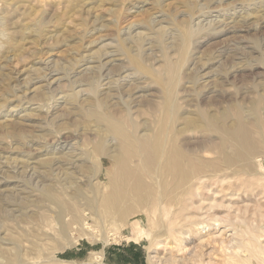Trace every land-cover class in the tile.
Wrapping results in <instances>:
<instances>
[{
    "label": "rangeland",
    "instance_id": "obj_1",
    "mask_svg": "<svg viewBox=\"0 0 264 264\" xmlns=\"http://www.w3.org/2000/svg\"><path fill=\"white\" fill-rule=\"evenodd\" d=\"M128 47L133 48L129 51ZM81 55L83 61L86 58L89 61L81 63L75 72L69 65ZM133 56L152 72L138 71L131 62H134ZM110 87H115L116 92L108 90ZM167 100L171 102V108L165 107ZM94 104L97 114L110 112L126 120L125 129L129 127L130 131L126 132L133 133L134 137L145 130L156 138L163 133L157 142L167 145L170 157L181 149L193 167L200 166L196 170L209 172L211 169V172L214 169V173L224 170L216 174L224 173L231 178L224 184L212 181L210 194L199 190L204 198H209L212 190H219V195L223 196L224 192L227 200L233 199L238 204L234 210H239L241 215L247 210L250 217L258 213L264 216V167L260 166H264V0H0V183L4 179L9 181L8 187L0 184V195L6 187L7 191H12L18 182L24 181L23 178L25 185L31 182L30 187L37 186L33 198L37 207H28L30 210L22 215L18 211L0 212V264H166L173 255L176 256L175 264H264L246 250H239L244 234L231 223H208L204 213V219H200L196 227H192L193 219L187 218L188 224L184 223L186 216L191 217V214L180 212L177 206L179 202L176 201L182 198L181 190L175 191L176 198L175 194L169 196L171 193L164 191L168 186L171 191V186L176 183L172 179L178 175L161 176L157 180L149 177V180L143 174L147 185L154 187L152 191L161 187L164 191L161 208L158 199L153 200L156 206L153 216L147 212L138 214L140 209L136 208L132 216H121L119 212L115 218L110 214L107 216L101 207L98 209L100 215L96 216L86 208L84 200L79 199L81 202L78 200L77 203L76 199L69 200L61 194V201L66 206H73V210L72 207L67 209L70 213L67 211L65 223L66 220L70 222L71 214L78 209L89 221L84 227L66 223V233L60 231V224L55 221L57 208L41 201L40 191H37L41 183L35 170L23 169L21 165L33 167L35 161L48 159L53 156L51 153L61 152L62 148L65 153L71 152L72 146L73 151L81 148L88 153V168L99 167V157L92 150L99 138L109 140L107 143L113 146L116 143L122 146V143L117 137L110 136V140L108 135L102 136L103 123L99 122L98 126L89 115V105ZM190 121H195V126H191ZM235 132H243L247 141L250 139L247 143L252 145L249 144V150H246L253 149L252 157L257 156L253 157L254 163L251 157L248 165L245 161L249 159L241 160L243 152H238L239 147L232 143L234 139L226 136ZM212 148L218 151L217 155ZM45 149L48 156H45ZM109 159H102L101 180L92 179L93 184L107 183L106 174L114 168ZM139 159L134 163L139 161L141 165ZM239 159L244 163H239ZM186 166L187 172L190 167ZM87 170L85 172L90 175ZM233 184L237 188H233ZM234 194L239 196L235 198ZM215 213L225 217L226 207ZM235 221L233 218L234 224ZM207 225L215 231L210 243L200 238V233L205 232L198 231V227ZM166 237L168 244L165 245L162 239ZM175 237L179 238L178 243H175ZM157 240L161 243L159 248L156 247ZM180 246L181 252L176 248Z\"/></svg>",
    "mask_w": 264,
    "mask_h": 264
},
{
    "label": "bare ground",
    "instance_id": "obj_2",
    "mask_svg": "<svg viewBox=\"0 0 264 264\" xmlns=\"http://www.w3.org/2000/svg\"><path fill=\"white\" fill-rule=\"evenodd\" d=\"M147 4V3H146ZM132 28V27H131ZM181 28V27H180ZM101 30V29H100ZM130 29H128V32ZM182 30V29H181ZM132 36V35H131ZM186 38V37H185ZM124 39V38H123ZM129 39V38H127ZM188 39V38H187ZM131 40V39H130ZM160 40V39H159ZM122 41V40H121ZM124 41V40H123ZM125 42V41H124ZM130 43V42H129ZM136 44V43H135ZM126 45V44H125ZM120 46V45H119ZM127 46V45H126ZM118 48V47H116ZM122 48V47H121ZM125 48V47H124ZM123 48V49H124ZM130 47H128V50L130 51L129 49ZM136 49V48H135ZM122 50V49H121ZM137 50V49H136ZM134 50V51H136ZM254 50V49H253ZM116 51V50H115ZM127 51V49H126ZM128 51V52H129ZM138 51V50H137ZM117 52H120V50L118 49ZM124 53V51H123ZM127 53V52H126ZM131 53V52H130ZM129 54V53H128ZM126 55V54H125ZM131 55V54H130ZM106 56V55H105ZM114 56V55H113ZM121 56V55H120ZM124 56V55H123ZM108 57V56H107ZM242 57V56H241ZM75 58V57H74ZM80 59H73V62L74 63H70L71 65L69 66H72L71 68H74L75 69V72L76 70H78L79 67H81V63L85 62V60H88L87 58L83 61V57L81 55V57L79 56ZM102 58V57H101ZM129 58V57H128ZM132 58H134V62L131 61L132 63H135V68L137 67L138 68V71L141 70V72H144L146 74H149V71L150 69H146V67L144 68L143 65L141 64L140 60H136L135 59V56H133ZM96 59V58H95ZM113 59V58H112ZM130 59V58H129ZM99 60V59H98ZM132 60V59H131ZM242 60V59H241ZM89 61V60H88ZM115 61V58L114 60ZM248 61V60H247ZM95 62V61H94ZM97 62V61H96ZM100 62V61H99ZM101 63V62H100ZM99 63V64H100ZM241 63V62H240ZM69 64V62H68ZM110 64V63H109ZM83 65V64H82ZM86 65V64H85ZM89 65V64H88ZM68 66V67H69ZM105 66V65H104ZM58 67V66H57ZM76 67V68H75ZM88 68V67H87ZM95 68V67H94ZM102 68V67H100ZM136 68V69H137ZM67 69V68H66ZM73 69V70H74ZM85 69V68H84ZM91 69V68H90ZM134 69V68H133ZM94 70V69H93ZM149 70V71H148ZM80 71V70H79ZM137 71V70H136ZM68 72V71H67ZM66 72V73H67ZM70 72V71H69ZM85 72V71H84ZM152 72V71H150ZM78 73V72H77ZM137 73H140V72H137ZM137 73H135L134 75H136ZM156 73V72H155ZM65 74V73H64ZM68 74V73H67ZM75 74V73H74ZM82 74V73H81ZM85 74V73H83ZM88 74V73H86ZM93 74V73H92ZM100 74V73H99ZM129 74V73H128ZM154 74V73H153ZM52 75V74H51ZM50 75V76H51ZM54 75V74H53ZM101 75V74H100ZM104 75V74H103ZM107 75V74H106ZM114 75V74H113ZM112 75V76H113ZM67 76V75H66ZM69 76V75H68ZM67 76V77H68ZM97 76V75H96ZM99 76V75H98ZM127 76V74H126ZM142 76V75H141ZM157 76V74H156ZM155 76V77H156ZM103 77V76H102ZM123 77V76H122ZM129 77V76H128ZM104 78V77H103ZM176 78V77H175ZM36 79V78H35ZM62 79V78H61ZM121 79V78H120ZM125 79V78H124ZM177 79V78H176ZM175 79V80H176ZM44 80V79H43ZM92 80V79H91ZM90 80V81H91ZM110 80V79H109ZM108 80V82H109ZM112 80V79H111ZM158 80V79H157ZM173 80V79H172ZM171 80V81H172ZM89 81V82H90ZM98 81V80H97ZM102 81V80H101ZM113 81V80H112ZM111 81V82H112ZM120 81V80H119ZM124 81V80H123ZM161 81V80H160ZM57 82V81H56ZM69 82V81H68ZM93 82V81H92ZM162 82V81H161ZM174 82V81H173ZM196 82V81H195ZM76 83V82H75ZM85 83V82H84ZM96 83V81H95ZM100 83V82H99ZM113 83V82H112ZM111 83V84H112ZM193 83V82H192ZM35 84V83H34ZM48 84V83H47ZM90 84V83H88ZM121 84V83H120ZM125 83H123L124 85ZM174 84V83H173ZM52 85V84H50ZM60 85V84H59ZM82 85V84H81ZM109 85V84H107ZM115 85V83H114ZM172 85V83H171ZM48 86V85H47ZM79 86V85H78ZM92 86V85H91ZM101 86V84H100ZM112 86V85H111ZM173 86V85H172ZM74 86L71 87V89H73ZM77 87V86H76ZM99 87V86H98ZM97 87V89H98ZM107 87V86H106ZM170 87V86H169ZM122 88V87H121ZM167 88V87H166ZM81 89V88H80ZM100 89V88H99ZM98 89V90H99ZM172 89V88H171ZM83 90V89H82ZM103 90V89H101ZM108 90H110L111 92L112 91H115V87H110ZM120 90V89H119ZM167 90V89H166ZM74 92V89L72 90ZM77 91V90H76ZM118 91V90H117ZM81 92V91H80ZM83 92V91H82ZM99 91H97L98 93ZM116 92V91H115ZM62 93V92H61ZM79 93V92H78ZM86 93V91L84 92V94ZM95 93V92H94ZM120 93V92H119ZM212 93V92H211ZM71 94V93H70ZM72 94H76V93H72ZM93 94V93H92ZM99 94V93H98ZM112 94V93H111ZM114 94V93H113ZM69 95V94H68ZM77 95V94H76ZM81 95V94H80ZM101 95H104V94H101ZM108 95H110L108 93ZM63 96V95H62ZM72 96V95H71ZM94 96V95H92ZM113 96V95H112ZM115 98H116V95H114ZM113 96V97H114ZM168 96V95H167ZM75 96H73L72 98H74ZM104 97V96H103ZM111 97V96H109ZM91 98V97H90ZM89 98V99H90ZM99 98V97H98ZM102 98V97H101ZM99 98V99H101ZM112 98V97H111ZM164 98V97H163ZM173 98V97H172ZM60 99V98H59ZM118 99V98H117ZM167 99H169L167 97ZM75 100V99H74ZM98 100V99H97ZM113 100L114 98L112 99V104H110L111 106L113 105ZM116 100V99H115ZM65 101V100H64ZM103 101V100H102ZM164 101V100H163ZM91 103V101H89ZM101 102V101H100ZM108 102V101H107ZM106 102V103H107ZM121 102L122 99H121ZM127 102H130L129 104H131V101H127ZM173 102V101H172ZM89 103V104H90ZM99 103V102H98ZM103 103V102H102ZM171 102H169L168 100L165 101V107L167 106H170L171 108ZM118 104V103H117ZM120 104V103H119ZM122 104V103H121ZM126 104V103H125ZM124 104V105H125ZM176 104V103H175ZM109 105V106H110ZM127 105V104H126ZM117 106V105H116ZM121 106V105H120ZM133 106V105H132ZM174 106V105H173ZM172 106V107H173ZM76 107V106H75ZM89 107L91 108L90 110V116L92 117V119L94 118L95 122L98 123V126L99 125V122L103 123L102 126L105 127V129L103 130V135H108L109 137L110 136H113V137H117L118 139L121 140V145L120 144L118 145V143L115 144V146H113L112 144L109 145L107 143V141L109 140H102V138H99L100 141L95 143V148L92 149V150H95V152L97 153L98 157H99V167H95L94 168H88L87 164L89 163V159H87L86 157L88 156L86 153L85 154V150L83 151L81 148L77 149L75 148L74 146V149H77V150H74L72 149V146H71V152L69 150V152L65 153V148H62L61 152H56V153H51L53 154V156L51 157H48V159H39L37 161H35L33 165V167L31 166H23L21 165V167L24 169V168H31V170H35V173L37 175V179H39L38 182L41 183L40 186H38L39 188L37 189V191H40V195H41V201L44 202V203H50L52 205H54L56 208H57V213H55V218L58 223V225L60 224V227L61 229H59L60 231L62 230V232H64V234L66 233V231L68 230L67 228V225L66 223H69L68 225H71L70 222H72L73 225L77 224V225H80V226H86L88 225L87 221H89L88 217H84L85 216V213H83V215L81 214V210L78 209V211L76 210L75 213L71 214V218H70V222H67L66 220V223H65V218H66V213H67V209L70 207V206H66V203H63V201H61L60 197L61 194L64 195V196H68L70 199L69 200H74L76 199L77 203H78V200L81 199V200H84L83 203H85V206H87L86 208H89L90 210H92L96 216H99L100 212L98 211V209L101 207V208H104V210L106 211V215L108 216V214H110V216L112 215V217H115V215H117V213L119 214V212H121L120 214H122L121 216L124 215H131L133 214V212L137 209H140V213L138 212V214H141L142 212H147V213H151L152 216H153V211L155 210V204H153V200L155 199H158V201L160 202L158 204V207L160 206V208L162 207V204H163V193L164 191L166 192H169L168 194H170L169 196H173L172 194H175V198H176V192L178 190H181V194H182V198H179L180 200L176 201L177 199H175L174 201H176V203H178L177 206H179L180 208V212H187L188 214L190 213L191 214V217L189 216H186V220L184 223H187V218L189 219H193V224L194 226L192 227H196V225H198V222L203 218V216L205 215L206 219L205 221L206 222H210V221H213L215 222V224L217 223H231L233 226H236L238 227L241 232H243L244 234V238H243V242L241 244V246H239V250H241V252H243L244 250H246L247 252H249L251 254V256L261 260V262H264V259L261 258L264 256V243L262 242V237H264V226H263V221H264V216L261 214V213H258L256 215H253V216H248V212L247 210H245V215H241L239 210L236 212L234 210V207L235 205H238L235 201V203L232 201L233 199H230V200H227V196H225L224 192L223 193V196L222 195H219L221 192L219 191H213L212 190V193L211 195L209 196V198H204L203 197V194L199 191L202 189V191H206L207 193L210 194L211 192V182L214 180L217 181H220V184L223 183L225 181H227L229 178L231 177H227V174L224 176L223 174H216L218 173L219 171H216L214 169H212V171L210 172L211 169H208L209 172H204V171H199V170H196L198 167H200L198 164V167H193V163L191 162V160L188 159V157H186L185 153L182 152L183 150L181 151H176V152H172L171 153V148H170V152L172 154V157H170L167 153V149H166V146L164 147L160 142H157V140H161L162 136H163V133L160 135L159 133V136H157L156 138V135H154L155 137H152L150 136V134H148L147 132L148 131H144L145 133H140L139 136H137L136 134V137H134L135 135H132V134H128L130 131H129V127H128V130H126L127 128L125 127V121H123V119L121 118H118L116 117L115 115H112L110 112H107L106 114H97L95 109H96V106L95 104L94 105H89ZM101 107V106H100ZM106 109H109L108 106L106 105ZM129 108V106H126V108ZM162 107V106H161ZM176 107V106H174ZM178 107V106H177ZM40 108V107H39ZM41 109V108H40ZM101 109V108H100ZM123 109V108H122ZM131 109V108H130ZM129 109V110H130ZM152 109V108H151ZM165 109V108H164ZM169 109V108H168ZM76 110V109H75ZM99 110V109H97ZM104 110V109H103ZM129 110H127L129 112ZM133 110V109H132ZM156 110V109H155ZM167 110V109H166ZM170 110V109H169ZM38 111V110H37ZM41 111V110H40ZM82 111V110H81ZM100 111V110H99ZM109 111V110H108ZM125 112V111H124ZM132 112V111H131ZM48 113V111H47ZM85 113V112H83ZM103 113V112H102ZM115 113V112H114ZM165 113V112H164ZM163 113V114H164ZM82 114V113H81ZM167 114V112H166ZM87 115V114H86ZM83 116V115H81ZM165 117V115H163ZM169 116V115H168ZM174 116V115H173ZM128 117V116H127ZM130 118V117H129ZM171 118V117H170ZM174 118V117H173ZM243 118V117H242ZM241 118V119H242ZM88 119V118H87ZM90 119V118H89ZM128 119V118H127ZM133 119V118H132ZM131 119V121H132ZM164 120V119H163ZM169 120V119H168ZM171 120V119H170ZM175 120V118H174ZM173 120V121H174ZM210 120V119H209ZM219 120V119H218ZM222 120V119H220ZM240 120V119H239ZM130 121V122H131ZM134 121V120H133ZM127 122V121H126ZM172 122V121H171ZM211 122V121H210ZM218 122V121H217ZM246 122V121H245ZM244 122V123H245ZM169 123V122H168ZM219 123V122H218ZM222 123V122H221ZM225 123V122H224ZM241 123V122H240ZM243 123V124H244ZM135 124V123H134ZM170 124V123H169ZM174 124V123H173ZM191 126H195L196 122L195 121H190L189 123ZM214 124V122H213ZM50 125V124H49ZM136 125V124H135ZM217 125V124H216ZM42 126V125H41ZM165 126V125H164ZM163 126V127H164ZM172 126V125H171ZM174 126V125H173ZM213 127H215V125H212ZM211 126V128H212ZM218 126V125H217ZM238 126V125H236ZM241 126V125H240ZM246 125H244L245 127ZM40 127V126H39ZM45 127V125H44ZM43 127V128H44ZM47 127V126H46ZM131 127V126H130ZM221 127V125L219 126ZM242 127V126H241ZM100 128V127H99ZM126 128V129H125ZM226 128V127H225ZM246 128V127H245ZM248 128V126H247ZM45 129V128H44ZM163 129V128H162ZM229 129V128H228ZM231 129H234V128H231ZM241 129V128H240ZM239 129V131H240ZM260 129V128H259ZM135 130V129H134ZM133 130V131H134ZM169 130V129H168ZM173 130V129H172ZM227 130V129H226ZM236 130V129H235ZM238 130V129H237ZM236 130V132H238ZM261 130V129H260ZM41 131V130H40ZM101 131H102V127L101 129L99 130V134L97 132L98 135L101 136ZM126 131H129V132H126ZM163 131V130H162ZM170 131V130H169ZM176 131V130H175ZM221 131H222V127H221ZM225 130L223 129V132ZM231 131V130H230ZM234 131V130H232ZM49 132V131H48ZM137 132V131H135ZM141 132V131H140ZM143 132V131H142ZM156 132V131H155ZM159 132V131H158ZM157 132V133H158ZM164 132V131H163ZM168 132V131H167ZM228 132V130H227ZM235 132V133H236ZM171 133V132H170ZM173 133V132H172ZM171 133V134H172ZM226 133V132H225ZM231 133L230 134H226L229 135V138L232 141V143L234 144H237V145H234L237 147H239V149H237V151H242L243 152V155L244 157H242L241 160H247L249 159L248 161H245V163L247 164V162H250V159L255 157L253 155L252 157V153L254 151L250 150L249 152L247 150H249L248 148L252 145L247 143L249 142V140L247 141L248 137L246 136V134L243 132H239L238 134H242L244 135L243 136V139L240 137L239 138L237 137L238 134L236 133ZM135 134V133H134ZM156 134V133H155ZM165 134V133H164ZM224 134V133H223ZM235 134V136H234ZM49 135V134H48ZM97 135V136H98ZM153 135V134H152ZM170 135V134H168ZM176 135V134H175ZM225 135V134H224ZM222 135V137H226ZM98 136V137H100ZM107 136V137H108ZM178 136V135H177ZM249 136V134H248ZM105 137V136H104ZM170 137V136H169ZM221 137V138H222ZM40 138V137H39ZM140 138H142V142L140 141ZM179 138V137H178ZM219 138V137H218ZM219 138V139H221ZM227 138V137H226ZM245 138V139H244ZM43 139V138H42ZM105 139V138H104ZM111 140V137L109 138ZM132 139H135V142L132 141ZM164 139V138H163ZM264 139V137L262 138ZM63 140V139H62ZM61 140V141H62ZM144 140V141H143ZM224 140V139H223ZM226 140V139H225ZM224 140V141H225ZM175 141V140H174ZM210 141V140H209ZM212 141V140H211ZM227 141L228 138H227ZM113 142V141H112ZM162 142V141H161ZM165 142V141H164ZM253 142V141H252ZM32 143V142H31ZM76 143V142H75ZM110 143V142H109ZM161 146H160V144ZM176 143V142H175ZM203 143V142H202ZM226 143V142H224ZM223 143V144H224ZM264 144V143H263ZM41 145V144H40ZM73 145V143H72ZM174 145V144H173ZM208 145V144H207ZM228 145V143H227ZM43 146V145H42ZM59 146V145H58ZM219 146V145H218ZM222 146V145H221ZM229 146V145H228ZM46 147V146H44ZM65 147V146H64ZM82 147V146H81ZM225 146L223 145V148ZM67 148V147H66ZM86 148V147H85ZM168 148V147H167ZM219 148V147H218ZM221 148V147H220ZM262 148V147H261ZM42 149V148H41ZM47 149V148H46ZM44 150L45 152H47L45 154V156H48L49 155V152L47 150ZM50 149V148H49ZM48 149V150H49ZM70 149V148H69ZM213 149V148H212ZM217 149V147L215 148ZM222 149V148H221ZM220 149V150H221ZM247 149V150H246ZM173 150V149H172ZM175 150V148H174ZM223 150V149H222ZM246 150V151H245ZM256 150V149H255ZM55 151V150H54ZM65 151V152H63ZM213 151H215L213 149ZM217 151V150H216ZM215 151V152H216ZM53 152V151H51ZM84 152V153H83ZM218 152V151H217ZM216 152V155L218 154ZM225 152V151H224ZM252 152V153H251ZM257 152V151H256ZM255 152V153H256ZM192 153V152H191ZM203 153V152H202ZM222 153V152H221ZM254 153V154H255ZM262 153V152H261ZM94 154V153H93ZM92 154V155H93ZM189 155V153H186ZM220 154V153H219ZM224 154V153H223ZM86 155V156H85ZM187 155V156H188ZM191 155V154H190ZM193 155V154H192ZM191 155V156H192ZM242 155V153H241ZM256 155V154H255ZM262 155V154H261ZM95 156V155H94ZM169 156V157H168ZM194 156V155H193ZM202 156V155H201ZM226 156V155H225ZM104 157H108L110 158L109 160H112V162L114 163V168H113V171H110L106 174L107 176V183L103 184L102 182H99L98 181V184H93L94 181H92V179L94 180H101V167L103 166V161L102 159ZM190 157V156H189ZM251 157V158H250ZM257 157V156H256ZM255 157V158H256ZM45 158V157H44ZM137 158H140L141 161V165L138 163H136L137 166L134 162H136V159ZM221 158V157H220ZM139 159V160H140ZM163 159H165V162L163 163ZM224 159V158H223ZM7 160V159H6ZM33 160V159H32ZM222 160V159H221ZM240 160V159H239ZM241 160L239 161V163L241 162ZM254 160V158L252 159V161ZM256 160V159H255ZM259 160V159H258ZM91 161V160H90ZM93 161V159H92ZM198 161V159L196 160ZM206 161V160H205ZM224 161V160H223ZM227 162V160H225ZM230 161V160H229ZM236 161V160H235ZM261 161V160H260ZM264 161V160H263ZM29 162V161H28ZM201 162V161H200ZM21 163V162H20ZM33 163V162H32ZM198 163V162H197ZM234 163V162H233ZM241 163H244V161H242ZM254 163V161L252 162ZM227 164V163H226ZM237 163H234V165H236ZM250 164V163H249ZM256 164V163H255ZM260 164V163H259ZM26 165V164H25ZM188 166V168L190 167V169L186 172V170H184V167L185 166ZM196 165V164H195ZM244 167H245V164H243ZM248 165V164H247ZM246 165V166H247ZM257 165V164H256ZM19 166V165H18ZM186 166V168H187ZM202 166H203V163H202ZM229 166H232V163L231 165ZM237 166V165H236ZM261 168H263V164L260 165ZM5 167V166H4ZM225 167V166H224ZM234 167V166H233ZM254 167V166H253ZM21 168V170H22ZM235 168V167H234ZM18 169V168H17ZM88 169L89 170V173H91L90 175L85 172V170ZM201 169V168H200ZM218 169V168H217ZM242 169V167L240 168ZM245 169V168H244ZM87 170V171H88ZM207 170V171H208ZM226 170V169H225ZM237 171L238 173V170H235ZM239 171H242V170H239ZM247 171V170H246ZM10 172V171H9ZM21 172V171H20ZM28 172V171H27ZM87 173L88 175H85L84 174ZM222 172H225L224 170ZM222 172H219V173H222ZM227 172V171H226ZM245 172V171H244ZM251 172V171H250ZM23 173V172H21ZM236 173V172H235ZM237 173L235 175H237ZM242 174H245L242 172H240ZM240 173L238 175H240ZM248 173V172H247ZM263 173V172H262ZM4 174V173H3ZM13 174V173H12ZM28 174V173H27ZM147 175L146 177H152L154 178L155 180H157L158 178H161V176H174L175 175H178V177H175L173 178L172 180H176L172 186H171V191H170V186H168L167 188H165V190L163 191V187L161 188H157L156 185L155 187L157 188V190H153V191H157V192H153L152 189H154V187H151L149 185H147L145 179L147 180L146 177H144V175ZM180 174V175H179ZM24 175V174H23ZM33 175V174H32ZM182 175V176H181ZM232 175V174H231ZM262 175V174H261ZM181 176V177H180ZM8 177V176H7ZM25 177V176H24ZM233 177H236V176H233ZM15 178V177H14ZM18 178V177H17ZM26 178V177H25ZM145 178V179H144ZM149 178V180H150ZM179 178V179H178ZM181 178V179H180ZM163 179V178H162ZM162 179H161V182H162ZM167 179V178H166ZM166 179H164V181H166ZM236 179H238L236 177ZM235 179V180H236ZM264 179V177H263ZM23 180L25 181L26 179L23 178ZM152 180V179H151ZM154 180V181H155ZM232 181L234 180L231 179ZM21 181V179H20ZM24 181L22 183H19L18 180H17V184L16 186L14 187V189L11 191V190H8L7 191V187L9 185V181L4 179L3 183L1 182L0 184L3 186H7L6 187V190H3V194L0 195L1 199H0V212H9L10 213H13V212H21L20 214H27V212L30 210L28 209V207L32 206V205H37L35 204L36 201L33 199L35 196H34V191H35V186L34 187H30V185L32 186L30 180L29 182L30 183H27L25 185ZM32 181V179H31ZM35 181V180H34ZM160 181V180H159ZM179 181H182V182H179ZM27 182V181H26ZM37 182V181H36ZM37 182V183H38ZM182 183L181 185H178V183ZM214 182V183H216ZM152 183H153V180H152ZM151 183V184H152ZM219 183V182H218ZM217 183V184H218ZM229 183V181H228ZM226 182V184H228ZM231 183V182H230ZM149 184V183H148ZM161 184V183H160ZM165 184V182H164ZM225 184V185H226ZM238 184V183H237ZM155 184H153L154 186ZM163 185V182L161 184V186ZM213 185V183H212ZM234 185V184H233ZM232 185V186H233ZM215 187V185H213ZM258 186V185H257ZM160 187V186H158ZM218 187V185H217ZM220 187V186H219ZM239 187V185H238ZM241 187V186H240ZM34 188V189H33ZM37 188V186H36ZM216 188V187H215ZM226 188V187H225ZM224 188V189H225ZM233 188H237V186ZM11 189V188H10ZM151 189V190H150ZM223 189V190H224ZM228 189V188H226ZM225 189V190H226ZM221 190V189H220ZM229 190V189H228ZM231 190V189H230ZM237 190V189H236ZM176 191V192H175ZM238 191V190H237ZM36 192V191H35ZM227 191H225L226 193ZM233 192V190H232ZM157 193V194H156ZM229 193L230 195V192H227L226 195ZM238 193V192H237ZM167 194V195H168ZM239 194V193H238ZM221 196V198H219V196ZM232 195V194H231ZM235 195V194H234ZM233 195V196H234ZM240 195V194H239ZM237 195V196H239ZM179 196V194H178ZM181 196V195H180ZM236 195L234 196L235 198L237 197ZM174 197V196H173ZM218 197V198H217ZM230 197V196H229ZM232 197V196H231ZM37 198V197H36ZM166 198V197H165ZM40 199V198H39ZM174 199V198H173ZM218 199H221V200H218ZM240 199V198H239ZM239 199L238 200V203H239ZM63 200V199H62ZM65 200V199H64ZM81 200H79L81 202ZM171 200V199H170ZM66 202V201H65ZM69 202V201H68ZM83 203H80L82 207H84ZM72 204L69 203L67 205H70ZM45 205V204H44ZM51 205V206H52ZM75 205V204H73ZM164 205V204H163ZM39 206V205H38ZM53 206V207H54ZM66 206V207H65ZM78 206V205H77ZM37 207V206H36ZM40 207V206H39ZM38 207V208H39ZM48 207V204L47 206ZM72 207V210H73V206L71 205ZM70 207V208H71ZM79 207V206H78ZM223 207H226V211H227V215L225 217H222V216H219L215 213L216 210L218 209H221ZM17 209V210H14V209ZM50 208V207H49ZM55 208V209H56ZM77 208V207H76ZM51 209V208H50ZM75 209V208H74ZM80 210V211H79ZM89 210V211H90ZM100 210V209H99ZM103 210V209H102ZM50 211V210H49ZM71 211V209H70ZM83 211V210H82ZM138 211V210H137ZM136 211V213H137ZM159 211H161L159 209ZM1 212V213H2ZM53 212V211H52ZM74 212V211H73ZM80 214H79V213ZM85 212V211H84ZM99 212V213H98ZM156 212V211H155ZM0 213V215H2ZM68 213H70L68 211ZM67 213V215H68ZM204 213V215H203ZM31 214V213H30ZM187 214V215H188ZM233 214V218L236 219L235 223L233 222V218L231 217V215ZM19 215V214H18ZM33 215V214H32ZM105 215V217H106ZM179 215V214H178ZM186 215V214H185ZM25 216V215H24ZM90 216V214H89ZM161 216V214H160ZM20 217V216H19ZM30 217V216H29ZM104 217V219H105ZM111 217V218H112ZM130 216H128L129 218ZM14 218V217H13ZM54 218V219H55ZM91 218V217H89ZM109 218V217H107ZM106 218V219H107ZM117 218V216L115 217ZM154 218V217H153ZM152 218V219H153ZM103 219V220H104ZM113 219V218H112ZM155 219V218H154ZM189 219V220H190ZM201 219V220H200ZM128 220V219H127ZM151 220V218H150ZM161 220V219H160ZM159 220V221H160ZM188 220V221H189ZM105 221V220H104ZM184 221V219H183ZM181 221V222H183ZM191 221V220H190ZM204 221V220H203ZM204 221V222H205ZM109 222V221H108ZM149 222V220H148ZM192 222H189V224H191ZM199 222V224H200ZM212 222V223H213ZM106 223V222H105ZM104 223V224H105ZM111 223V222H110ZM138 223V222H137ZM163 223V222H162ZM188 224V223H187ZM203 224H207V223H203ZM202 224V225H203ZM113 226H116V225H113ZM190 226V225H189ZM211 226L207 225V226H204L203 228H199L198 227V231L202 232L204 231L205 233H200V238H202L203 241H208L209 243L211 242L210 241V238H213V235L215 234L214 232H212L213 229L210 228ZM138 228V227H137ZM191 228V226L189 227ZM215 228V227H214ZM194 229V228H193ZM197 229V228H195ZM194 229V230H195ZM217 229V228H215ZM192 230V229H191ZM190 232V231H189ZM197 232V230H196ZM222 232V231H221ZM195 233V232H194ZM220 233V232H219ZM62 234V233H61ZM187 234V233H186ZM198 234V233H197ZM221 234L220 233V237H221ZM87 235V234H86ZM199 235V234H198ZM224 235V234H223ZM222 235V237H223ZM65 236V235H63ZM62 236V237H63ZM67 236V235H66ZM65 236V237H66ZM184 236V235H183ZM64 237V238H65ZM219 237V236H218ZM68 238V236H67ZM159 240H157V248H159L161 246V243L158 242ZM163 241V244H168L167 243V237L166 238H163L162 239ZM175 243H178L180 240L179 238L175 237L174 239ZM69 242V241H68ZM67 242V243H68ZM71 243V242H70ZM174 243V244H175ZM74 244V243H73ZM61 245V244H59ZM156 245V244H155ZM178 249L179 252H181L182 250V246L180 247H176ZM181 248V249H180ZM59 249H62V247L60 246ZM246 253V252H245ZM255 253V254H254ZM18 254V253H17ZM17 256V255H16ZM20 257V256H19ZM248 260H251V258H247ZM247 259H244V261H246ZM176 262V256H172L170 259H167V263L166 264H175ZM198 264H203V262H198Z\"/></svg>",
    "mask_w": 264,
    "mask_h": 264
}]
</instances>
